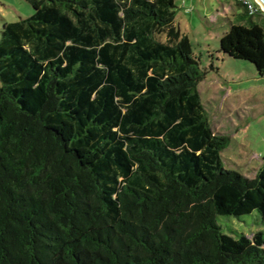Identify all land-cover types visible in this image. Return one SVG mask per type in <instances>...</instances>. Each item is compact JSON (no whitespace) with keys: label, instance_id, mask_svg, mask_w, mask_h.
<instances>
[{"label":"trees","instance_id":"trees-1","mask_svg":"<svg viewBox=\"0 0 264 264\" xmlns=\"http://www.w3.org/2000/svg\"><path fill=\"white\" fill-rule=\"evenodd\" d=\"M29 2L0 36V264H264L263 230L217 221L264 217V160L225 167L176 0ZM244 10L221 51L264 75Z\"/></svg>","mask_w":264,"mask_h":264},{"label":"rangeland","instance_id":"rangeland-1","mask_svg":"<svg viewBox=\"0 0 264 264\" xmlns=\"http://www.w3.org/2000/svg\"><path fill=\"white\" fill-rule=\"evenodd\" d=\"M175 23L187 34L202 65L212 62L219 68L202 80L198 89L214 133L231 138L222 151L226 168L255 177L264 160V75L247 60L236 59L221 51L220 39L235 18L221 22L224 27L210 32L206 21L210 14L222 10L223 5L237 12L234 0H176ZM34 8L29 0H0V36L5 22L29 17ZM210 27V26H209ZM211 30L213 27H210ZM165 40V34L159 35ZM211 54L214 55L212 58ZM218 223L228 234L246 233L250 238L257 230L264 231V217L255 210L240 218L218 216Z\"/></svg>","mask_w":264,"mask_h":264},{"label":"crops","instance_id":"crops-1","mask_svg":"<svg viewBox=\"0 0 264 264\" xmlns=\"http://www.w3.org/2000/svg\"><path fill=\"white\" fill-rule=\"evenodd\" d=\"M234 2L241 9L240 12H237L233 5L231 6V8L223 5L222 10H218L215 14L214 13L210 14V17L206 21V23L208 25V29H210V32L213 31L214 33H217L216 32L217 29L224 27V25L221 22L229 21V23H232L230 21L231 18H235L236 23H241V24L247 23L248 18H250V17L243 15V13L245 12L244 7L241 4L237 3L235 0H234ZM230 25L232 26L233 24H230ZM209 26L213 27L212 30ZM231 26H230V28H231ZM230 28L228 30H226V32L229 31ZM225 33L223 32V35Z\"/></svg>","mask_w":264,"mask_h":264},{"label":"built area","instance_id":"built-area-1","mask_svg":"<svg viewBox=\"0 0 264 264\" xmlns=\"http://www.w3.org/2000/svg\"><path fill=\"white\" fill-rule=\"evenodd\" d=\"M237 3L241 4L248 12L249 15L251 16H255L257 15L259 12V5L256 3L255 0H235ZM260 10H262L260 8ZM263 13L262 17H264V11L262 10Z\"/></svg>","mask_w":264,"mask_h":264},{"label":"water","instance_id":"water-1","mask_svg":"<svg viewBox=\"0 0 264 264\" xmlns=\"http://www.w3.org/2000/svg\"><path fill=\"white\" fill-rule=\"evenodd\" d=\"M259 7L264 11V0H255Z\"/></svg>","mask_w":264,"mask_h":264}]
</instances>
